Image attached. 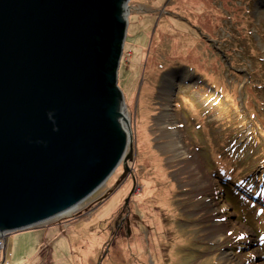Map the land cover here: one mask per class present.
Listing matches in <instances>:
<instances>
[{
    "label": "rangeland",
    "instance_id": "obj_1",
    "mask_svg": "<svg viewBox=\"0 0 264 264\" xmlns=\"http://www.w3.org/2000/svg\"><path fill=\"white\" fill-rule=\"evenodd\" d=\"M128 6L130 171L75 215L12 232L6 264H264V0ZM174 132L183 160L161 148Z\"/></svg>",
    "mask_w": 264,
    "mask_h": 264
},
{
    "label": "water",
    "instance_id": "obj_2",
    "mask_svg": "<svg viewBox=\"0 0 264 264\" xmlns=\"http://www.w3.org/2000/svg\"><path fill=\"white\" fill-rule=\"evenodd\" d=\"M130 1L0 0V234L73 209L122 162L130 171L118 85Z\"/></svg>",
    "mask_w": 264,
    "mask_h": 264
},
{
    "label": "bare ground",
    "instance_id": "obj_3",
    "mask_svg": "<svg viewBox=\"0 0 264 264\" xmlns=\"http://www.w3.org/2000/svg\"><path fill=\"white\" fill-rule=\"evenodd\" d=\"M130 15V7L126 4L125 5V17L126 19H129ZM171 105H169V103L166 104V111L163 114L161 120H167L170 119L172 117L171 115ZM129 129H128V136H127V146H128V152H129V147L132 145L133 143V132L134 129L133 128V118L131 117V115H129ZM168 124H170V122L167 123H163L160 122V126L163 130H166V128H168ZM132 126V127H131ZM165 136L167 138H169V140H167L168 142H164V144L161 146V148L164 150V152H173L175 155L174 157L171 158V160L176 161L178 160H183L186 156V151H185V145L183 144V140H182V136H180L178 133H175L173 135L169 134V133H165ZM128 152L126 154H128ZM198 190V189H197ZM83 203V202H82ZM82 203H80L78 206L74 207L73 209H70L69 211L63 213L60 216H57L50 221L53 220H58V219H63V217H69L72 215H75L77 212L80 211V208L82 206ZM200 204H205L208 205L207 200H201L199 202Z\"/></svg>",
    "mask_w": 264,
    "mask_h": 264
},
{
    "label": "built area",
    "instance_id": "obj_4",
    "mask_svg": "<svg viewBox=\"0 0 264 264\" xmlns=\"http://www.w3.org/2000/svg\"><path fill=\"white\" fill-rule=\"evenodd\" d=\"M10 235V232L0 234V264H6L7 262V238Z\"/></svg>",
    "mask_w": 264,
    "mask_h": 264
},
{
    "label": "trees",
    "instance_id": "obj_5",
    "mask_svg": "<svg viewBox=\"0 0 264 264\" xmlns=\"http://www.w3.org/2000/svg\"><path fill=\"white\" fill-rule=\"evenodd\" d=\"M120 47H121V45H120ZM123 52H124V50H122V51L120 52V55H122ZM119 58H120V56L118 57V59H119ZM118 59H117V65H118V62H119V60H120V59H119V60H118ZM116 69H118L117 66L114 67V70H116ZM240 181H243V180L241 179ZM123 228H124V227H123Z\"/></svg>",
    "mask_w": 264,
    "mask_h": 264
}]
</instances>
